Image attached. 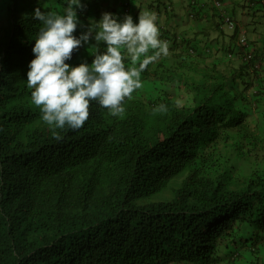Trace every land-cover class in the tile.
Listing matches in <instances>:
<instances>
[{
  "label": "trees",
  "instance_id": "1",
  "mask_svg": "<svg viewBox=\"0 0 264 264\" xmlns=\"http://www.w3.org/2000/svg\"><path fill=\"white\" fill-rule=\"evenodd\" d=\"M163 2L83 0L85 26L105 11L136 22L140 11H155L174 53L144 69L143 79L162 86L133 92L120 116L92 102L81 128L52 129L27 83L41 26L33 13L47 6L0 0V264H264V257L243 261L264 249V132L253 121L264 106V47H238L237 34L222 30L221 13L205 11L222 34L208 42L223 50L200 49L197 59L209 64L201 78L184 79L174 67L193 44ZM95 43L67 62L91 64ZM255 84L259 94L250 95ZM160 105L166 110L156 111ZM222 145L235 156L221 155ZM231 160L251 169L239 171ZM178 177L173 200L145 202Z\"/></svg>",
  "mask_w": 264,
  "mask_h": 264
},
{
  "label": "clouds",
  "instance_id": "2",
  "mask_svg": "<svg viewBox=\"0 0 264 264\" xmlns=\"http://www.w3.org/2000/svg\"><path fill=\"white\" fill-rule=\"evenodd\" d=\"M155 1L157 0H146L147 3ZM208 1L212 6L211 12L215 8L221 13L222 30L226 34H237L238 47L251 46L255 50L261 47L260 37L264 36H260L257 28L248 30V25H255L258 17L264 19V11L263 15L260 14V6L264 5V0H241L235 15L227 12V7H230L228 0H213V3ZM44 2L48 10L37 6L33 13V18L40 21L41 26L34 38V58L28 65L27 83L32 89L31 100L40 109L42 121L52 129L81 128L90 116L92 102L107 109L111 115L120 116L125 111V98L131 97L134 91L143 87L141 76L144 69L162 55L171 58L174 53L169 51L172 41L160 38L158 15L155 11H140L138 22L131 14L121 19L118 14L105 11L98 21L92 20L90 25L85 26L78 14L86 8L83 0H60L59 8L52 6L49 0ZM161 2L164 3L165 11L167 10L165 14L175 16L177 28L189 38V46L193 44L189 48V59L186 57L182 63H176L174 70L182 73L184 79L201 78L202 73L198 70L204 69L210 60H198L197 52L201 49L205 54L211 55L214 51H222L221 46L208 42L220 39L222 34L213 30L207 22L209 27L204 29L203 35L208 37V44L200 41V48L195 41L200 33H195L190 38L193 30H187V27L199 22L201 0H188L183 16L175 10L177 0ZM227 18L231 19L233 27L226 21ZM78 27L86 30L76 35ZM93 39L96 43L89 49L94 57L91 64L87 61L78 65L67 62L72 59L74 50L91 44ZM262 42L264 43V38ZM129 58L131 64L126 65L125 60ZM234 59L228 57V61L233 62ZM176 60L180 61V58L177 57ZM261 64L262 62L259 66ZM249 94H259L256 84L249 89ZM176 103L180 104L182 101L178 99ZM166 107L160 105L156 111L166 110Z\"/></svg>",
  "mask_w": 264,
  "mask_h": 264
},
{
  "label": "rangeland",
  "instance_id": "3",
  "mask_svg": "<svg viewBox=\"0 0 264 264\" xmlns=\"http://www.w3.org/2000/svg\"><path fill=\"white\" fill-rule=\"evenodd\" d=\"M177 4L174 6L175 10L178 14L180 15H184L185 14V9L184 7L188 4V0H177ZM256 24L255 25H248V30H253V28H257V31L259 32L260 36H264V19L262 17H258L256 19ZM262 41H260L259 45L261 44ZM264 46V43L261 44V47ZM157 63V62H156ZM156 63L152 64L151 66V70L156 69L157 65ZM141 79L143 81V87L140 89H137L136 91H134V94L136 93H141V92H145L147 94H152L154 92H156L159 88V86L161 84H159L157 79L154 80H145L143 79V77L141 76ZM170 84V83H169ZM162 86V85H161ZM168 89H173L170 87V85L166 86ZM254 114V115H253ZM253 121L256 123L257 128L262 129V131L264 132V106L261 107V109H259L257 112H253ZM234 147H228V146H220L219 148V153L221 155H229L230 157L235 156L234 154ZM231 163L233 165L236 166V168L239 171H249L251 169V163L247 162L246 160L244 161H233L231 160ZM184 178L183 177H178L175 178L172 182V184L170 185V188L150 199H145L146 203H154V202H168L171 201L175 198L177 191H179L182 187V183H183ZM247 249V248H246ZM245 251V253L247 252V250H243ZM247 254V253H246ZM257 255L254 257L252 254H247L244 258V262H250L251 263V258L253 259H257L258 257H264V249H261L260 253H256ZM253 261V260H252Z\"/></svg>",
  "mask_w": 264,
  "mask_h": 264
},
{
  "label": "crops",
  "instance_id": "4",
  "mask_svg": "<svg viewBox=\"0 0 264 264\" xmlns=\"http://www.w3.org/2000/svg\"><path fill=\"white\" fill-rule=\"evenodd\" d=\"M201 2H202V9L200 12L199 22L195 23L194 25H190L189 27H187V30L188 29L193 30V33L189 35L190 38H193L195 33H200L198 36H196L195 41H197V42L203 41V44H208L207 40H206L208 37H205L203 35V32H204V29H206L208 27L207 22L210 23V20H209L210 18L208 15H204V12L208 11V10H212V6H210V3L208 0H201ZM240 2H241V0H228L227 3L229 4L230 7H235L236 9H238ZM260 7H261V11H262V13H260V14L263 15L264 5H261ZM263 38L264 37H260V41H262ZM262 43L263 42H261V44ZM199 47L201 48L200 44H199Z\"/></svg>",
  "mask_w": 264,
  "mask_h": 264
},
{
  "label": "built area",
  "instance_id": "5",
  "mask_svg": "<svg viewBox=\"0 0 264 264\" xmlns=\"http://www.w3.org/2000/svg\"><path fill=\"white\" fill-rule=\"evenodd\" d=\"M226 21L229 23V25H230L231 27H233V26H234V24H233V22L231 21V19H230V18H227V19H226Z\"/></svg>",
  "mask_w": 264,
  "mask_h": 264
}]
</instances>
